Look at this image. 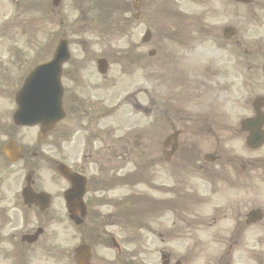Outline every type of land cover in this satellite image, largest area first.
I'll list each match as a JSON object with an SVG mask.
<instances>
[{"label":"flooded vegetation","instance_id":"flooded-vegetation-1","mask_svg":"<svg viewBox=\"0 0 264 264\" xmlns=\"http://www.w3.org/2000/svg\"><path fill=\"white\" fill-rule=\"evenodd\" d=\"M228 2L222 0L224 5ZM232 4L235 7L236 3ZM235 17V12L230 14L234 37L225 40L226 45L234 53L238 49L245 54L249 60L247 78L253 86L264 90V33L260 35L264 31L255 21H249L242 32L238 31ZM255 61H260L261 66ZM80 63L72 62L76 72L73 81L83 86L81 69L73 68ZM233 73L231 69L228 74ZM258 80L262 82L258 84ZM226 93L224 88L217 92L215 103L219 107H202L196 111L182 105L169 107L164 112L163 125L157 123L156 101L150 100L148 114L153 131L163 136V142L161 155L156 140L150 155L149 216L142 225L143 232H138L139 242H121L116 260L111 262L264 264V143L260 142L264 138V118L255 120L254 102L240 107L245 114L236 117L238 106L227 99ZM201 110L211 115H203ZM259 110L264 114V104ZM77 113L74 107L70 124L72 148L67 149L69 154L54 153L60 159L55 164L65 163L72 172L81 175L87 171L93 174L88 177V185L91 181L97 190L93 189L88 200V218L94 214L91 205L103 179L104 165L85 150L81 140L84 132L92 131L88 120L94 118L87 112L86 116ZM92 137L103 138L97 132ZM250 137L257 138L252 142L256 147L248 146ZM11 139L12 132H0V264H66L61 263L59 244L63 201L59 196H51L50 206L44 211L38 204L25 205L20 195L27 186L26 181L20 184L21 172L35 171L34 162L39 160L43 149L30 148L26 142L23 158L12 164L3 153L4 145ZM210 140V151L204 153V141ZM51 150L61 151L58 147ZM107 150L98 152L103 154ZM207 154L212 155L213 162H206ZM117 164L119 169L121 165ZM59 179L66 189L70 187L68 182ZM31 184L34 192L39 193L45 181L34 175ZM11 185H19L15 194H20H8L14 190ZM40 229L43 231L39 234ZM180 252L183 254L179 255ZM72 258V264H76L74 252ZM99 264L110 263L104 259Z\"/></svg>","mask_w":264,"mask_h":264},{"label":"rangeland","instance_id":"rangeland-1","mask_svg":"<svg viewBox=\"0 0 264 264\" xmlns=\"http://www.w3.org/2000/svg\"><path fill=\"white\" fill-rule=\"evenodd\" d=\"M110 1V0H107ZM114 1H120V0H114ZM124 1V0H123ZM131 1V0H129ZM133 1V0H132ZM147 2L150 4L149 6L152 7L155 18H153L154 21H156V24H159V13H156V9L158 7H161L159 0H147ZM23 5L21 6L20 11H17V8L13 6L12 4H9V0H0V59L4 62V68L0 67V80L6 84L5 90L2 88V94L0 95V108L6 109V112L1 113L0 118L2 120H5L9 125H12L11 122V111H14L15 105H14V95L15 93L20 89L23 83V79L27 75V73L38 63H41L42 61L49 59L51 55L54 52V49L59 41V39L66 35L67 39L69 40L70 49L72 51V4H75L76 8L80 7H88V12L90 14V18L93 20H99L103 23V25H115L118 24L119 16L115 14L108 16L107 18H103L101 20L99 17L100 14L97 10L94 8H90L89 2H84V0H64L61 9L53 11L51 10V0H23ZM132 3V2H131ZM156 4V7H155ZM51 13H49V9ZM115 9V8H114ZM228 9V6H226L224 13H226ZM118 10V9H116ZM114 10V12H116ZM222 11V7L219 8V12ZM20 12V16H18V13ZM17 13V16H16ZM118 13V12H117ZM230 13V9H229ZM238 14H241V11H237ZM75 14L79 15V10H75ZM9 16L15 18L13 24L8 25V18ZM60 19L63 21V24L60 25ZM149 21L146 20L142 25L138 24H132L131 27H126L127 35L125 37H122V33H118L116 30H109L105 34L106 41L103 45H100L99 47H96L93 45L92 51H94L96 54L100 52L101 49H104L107 51L110 55H113L112 52H114V56L117 57V52L121 49H126L129 42H134L136 44L138 42V39L148 27ZM102 24L100 25L101 28H104ZM94 36H97V34H93ZM88 38H90V34L87 35ZM159 39V38H157ZM148 51L147 47L143 49V51ZM139 51H142L140 49ZM165 51V50H162ZM135 52H138L136 50ZM205 52V48L200 51V54L194 53V47L190 48L186 54L193 55L192 58L188 59L187 67L188 70L192 71L193 73L190 74V78L197 77L199 70L201 68V63H204L206 56L203 54ZM160 53V51H159ZM158 57H164V53L159 54ZM203 57V58H202ZM8 58L14 59L17 63L16 65H5V62H7ZM9 61V60H8ZM159 61V59H158ZM204 65V64H203ZM68 68V66H67ZM118 65L116 64L113 68V72L115 76H118L117 69ZM157 74H160L162 76H167V73H165L164 70H160L157 72ZM64 85L68 91H72L74 88L69 81H64ZM134 83L129 82L124 86L125 92H130L134 89ZM170 89L166 85L163 86V90L160 86H158V98L165 99L167 94L169 93ZM10 95V96H9ZM199 91L194 88H190L187 93H185V97L187 96H198ZM210 98V97H209ZM208 98V99H209ZM205 97V101L208 100ZM207 103V101L205 102ZM207 105V104H206ZM4 114V115H2ZM133 120H136L134 118ZM142 125H149L148 119H142ZM112 123H114L111 119H104L102 121V124L104 126H112ZM69 120L67 121L66 126H68ZM125 127H128L129 124L127 122V119L124 120ZM20 135L28 137L29 140L32 142L34 134L36 132L35 129H22L20 131H17ZM21 137V136H19ZM139 138V137H138ZM130 140V139H129ZM145 138L143 137L141 139V142H143ZM133 142L132 145L136 146L137 143H134L133 140H130ZM47 145L50 144V141H47ZM142 144L139 143L138 150L139 154H136L134 158L131 161L119 159L118 163L123 166L124 171H127L129 166L133 164L136 166L138 163L140 165V168L142 166L147 167L148 165V156L149 152L144 149ZM131 146V144L128 145V147ZM95 147V146H94ZM64 148L71 149L72 148V140L70 142H67L64 144ZM84 148L87 152H92L94 150H91L89 146L84 144ZM112 152V151H111ZM96 155L99 154L98 152L95 153ZM93 156V155H92ZM110 157H112L113 161L110 160ZM116 155L114 152V155H106L103 154L102 156H99L97 158L102 163H104L105 167L101 171V174L104 176H112L115 174V171L117 170V167L119 166L117 164ZM139 157V160H138ZM113 170V171H112ZM48 176H51L49 173H47ZM148 174V172L146 173ZM147 177V176H146ZM144 177V179L146 178ZM46 181H48L50 188H55V193L59 191V189L55 186L54 183L50 181V179L46 176ZM58 186V185H57ZM49 188V189H50ZM138 189L141 191H147L148 189V181L144 184H140ZM129 190L125 191V194H128ZM122 193L120 191H116L112 193V195H121ZM137 221L138 217L136 216ZM131 222V221H130ZM117 228L116 227H110V232L113 234H116ZM131 231V230H130ZM118 232V231H117ZM99 242H96L94 246L97 248V250L104 251L103 249V232L99 233ZM68 243L70 244L72 242L71 237L69 239H66ZM108 253V252H107Z\"/></svg>","mask_w":264,"mask_h":264},{"label":"water","instance_id":"water-1","mask_svg":"<svg viewBox=\"0 0 264 264\" xmlns=\"http://www.w3.org/2000/svg\"><path fill=\"white\" fill-rule=\"evenodd\" d=\"M59 53L63 55V47L58 51L57 59L55 58L53 63L38 68L39 70L32 75L26 84V88L19 95L18 103L22 108L16 115V121L20 124H27L26 119L33 118L36 114L38 120L43 123L45 131H47L63 117L61 110L51 112L52 103L49 101L51 98L49 94L53 92L52 89H56L58 86ZM39 94H43L44 98L39 97ZM57 101L56 108L59 109L60 96H58Z\"/></svg>","mask_w":264,"mask_h":264}]
</instances>
